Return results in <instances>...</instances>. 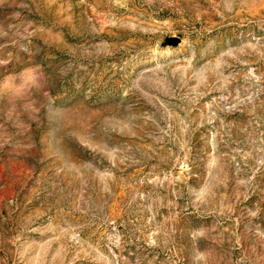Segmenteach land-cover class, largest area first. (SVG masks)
Instances as JSON below:
<instances>
[{"label":"rangeland","instance_id":"rangeland-1","mask_svg":"<svg viewBox=\"0 0 264 264\" xmlns=\"http://www.w3.org/2000/svg\"><path fill=\"white\" fill-rule=\"evenodd\" d=\"M0 264H264V0H0Z\"/></svg>","mask_w":264,"mask_h":264},{"label":"water","instance_id":"water-1","mask_svg":"<svg viewBox=\"0 0 264 264\" xmlns=\"http://www.w3.org/2000/svg\"><path fill=\"white\" fill-rule=\"evenodd\" d=\"M167 44L170 46H178L180 44V40L172 38L167 41Z\"/></svg>","mask_w":264,"mask_h":264}]
</instances>
